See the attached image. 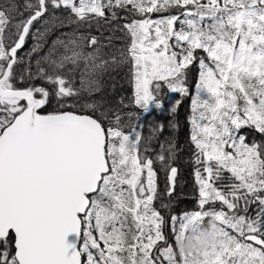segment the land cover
Instances as JSON below:
<instances>
[{
    "label": "snow or ice",
    "instance_id": "snow-or-ice-1",
    "mask_svg": "<svg viewBox=\"0 0 264 264\" xmlns=\"http://www.w3.org/2000/svg\"><path fill=\"white\" fill-rule=\"evenodd\" d=\"M165 89L173 115L191 94L196 185L167 218L179 145L141 131ZM242 128L264 135V0H0V264H264V142Z\"/></svg>",
    "mask_w": 264,
    "mask_h": 264
},
{
    "label": "trees",
    "instance_id": "trees-1",
    "mask_svg": "<svg viewBox=\"0 0 264 264\" xmlns=\"http://www.w3.org/2000/svg\"><path fill=\"white\" fill-rule=\"evenodd\" d=\"M22 2V0H21ZM37 28L40 27L38 24L36 26ZM36 29L34 28L33 31ZM69 28L61 29V31H69ZM93 32L95 34V29L93 28ZM105 35H108L107 32H105ZM119 35V33H118ZM55 38L54 36H50L48 38V42H51V39ZM34 43L31 36L26 41V44L24 46V49L20 52V55L23 56L25 52H27ZM46 51V49H45ZM192 70H195V72H192L189 74V88L190 93L194 94L195 91V80H196V69L193 68ZM165 92L167 93V89H165ZM133 95V89L131 84L127 81V79L120 80L117 83V89L115 93L116 99H123L125 104H129L131 97ZM175 96L176 93H167L166 96H164V109L162 111H155L152 110L149 114H142L141 121L143 123V127L141 129L144 136H148L151 132V125L156 126H163L164 129V136L158 137L157 140H154L151 144V147L155 150L157 149V146H159V140L164 139V137H170L173 133L179 131L180 129L187 130V140L185 137V140L183 142L182 139H176L174 137V140H176V143L179 145V150L177 152V162L176 167L179 169L178 177H177V184H176V196L173 197L171 202V208L170 211L172 214L179 215V206L180 203L185 202L186 211H192L196 207V185L195 180L193 176V152L195 151L194 146L189 141V134H190V124L188 121V117L190 115V103H191V94L186 97V112L185 115V122L182 121V118L180 115L182 112L176 111L175 115L171 114L168 109L175 103ZM180 107V106H177ZM129 111H139L138 109L131 107L128 109ZM170 122L175 123L176 127L172 128L170 127ZM255 132L254 130H252ZM242 129L240 130V134L242 135ZM171 138V137H170ZM173 139V138H172ZM253 141L256 142H264V135H261L256 132V134L253 137ZM246 142L249 143V141L246 138ZM158 172H159V179H160V187L163 189L164 187V172L159 170V165H157ZM181 200V202H180Z\"/></svg>",
    "mask_w": 264,
    "mask_h": 264
},
{
    "label": "flooded vegetation",
    "instance_id": "flooded-vegetation-1",
    "mask_svg": "<svg viewBox=\"0 0 264 264\" xmlns=\"http://www.w3.org/2000/svg\"><path fill=\"white\" fill-rule=\"evenodd\" d=\"M177 111H178V112H181V108H180V107H177ZM180 117L182 118V121L185 122V115H184V113H182V114L180 115ZM248 130L250 131V134H251V133H252V134H256V132H253L251 129L248 128ZM163 136H164V133H163ZM183 136H184V135H183V134L181 135V132H180V131H177V132L173 133L170 137L173 138V139H174V137H175L176 139L179 137V139H181V137H183ZM247 137H248V136H246V138H247ZM175 141H176V140H175ZM157 149H158V146H157ZM162 202H163V203H168V199L165 197L164 200H163ZM180 202H181V200H180ZM157 206H159V204H158ZM163 212H164L166 218L168 217L169 213H171L170 209H164ZM178 212H179V215H180L181 213H183V212H186L185 202H183V203L181 202V203H180V206H179V210H178ZM171 214H172V213H171Z\"/></svg>",
    "mask_w": 264,
    "mask_h": 264
},
{
    "label": "rangeland",
    "instance_id": "rangeland-1",
    "mask_svg": "<svg viewBox=\"0 0 264 264\" xmlns=\"http://www.w3.org/2000/svg\"><path fill=\"white\" fill-rule=\"evenodd\" d=\"M192 72H195V70H192ZM178 99H181V97L179 96V94L176 93L175 101L178 100ZM185 101H186V98H183L182 102L178 105V106H180L182 113L186 112V103H185ZM151 112L152 111H150V113ZM146 114H148V113H145L144 115H146ZM179 131L181 132V135L182 134L184 135L183 137H181V139L184 142L185 137H186V140H187V130H186V128L185 129L182 128ZM242 131H243L242 135L248 136L247 140L249 141V143H251V141L253 140V137H254L255 134H252V133L250 134V131L248 130V128H242ZM177 139H179V137Z\"/></svg>",
    "mask_w": 264,
    "mask_h": 264
}]
</instances>
